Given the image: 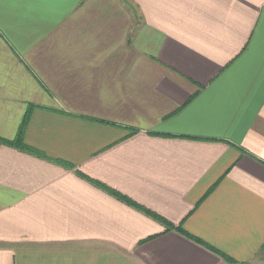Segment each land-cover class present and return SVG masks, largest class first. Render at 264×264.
Listing matches in <instances>:
<instances>
[{"label":"crops","instance_id":"1","mask_svg":"<svg viewBox=\"0 0 264 264\" xmlns=\"http://www.w3.org/2000/svg\"><path fill=\"white\" fill-rule=\"evenodd\" d=\"M0 264H264V0H0Z\"/></svg>","mask_w":264,"mask_h":264},{"label":"trees","instance_id":"2","mask_svg":"<svg viewBox=\"0 0 264 264\" xmlns=\"http://www.w3.org/2000/svg\"><path fill=\"white\" fill-rule=\"evenodd\" d=\"M29 120H30V111L24 117L15 141H13L9 144L14 145L16 147H19L20 149H23V150H29L28 147L26 145H24V142H23L25 129L29 123Z\"/></svg>","mask_w":264,"mask_h":264},{"label":"snow or ice","instance_id":"3","mask_svg":"<svg viewBox=\"0 0 264 264\" xmlns=\"http://www.w3.org/2000/svg\"><path fill=\"white\" fill-rule=\"evenodd\" d=\"M193 76L203 73L205 70L199 66H193L190 70Z\"/></svg>","mask_w":264,"mask_h":264}]
</instances>
